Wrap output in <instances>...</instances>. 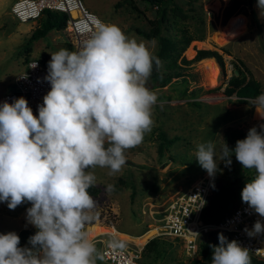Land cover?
Here are the masks:
<instances>
[{"label":"clouds","instance_id":"9594fccd","mask_svg":"<svg viewBox=\"0 0 264 264\" xmlns=\"http://www.w3.org/2000/svg\"><path fill=\"white\" fill-rule=\"evenodd\" d=\"M257 4L264 10V0ZM50 55L43 78L50 90L38 115L23 96L0 103V202L11 210L30 203L26 219L37 230L28 239L31 247H21L15 232L0 234V264L103 261L86 230L95 218L96 201L88 191L96 183L94 170L120 172L126 150L141 144L154 123L157 96L146 83L161 61L144 42L98 21L77 50ZM251 103L264 109V92ZM233 154L243 169L255 171L242 188V202L264 217V131L250 128L234 148L196 143L195 158L209 177H215L220 161L230 166ZM114 190L113 184L105 187ZM245 231L250 237L264 234V223L257 220ZM218 239L210 245L211 264H251L248 248L223 234ZM109 246L124 244L113 238Z\"/></svg>","mask_w":264,"mask_h":264},{"label":"rangeland","instance_id":"374dc122","mask_svg":"<svg viewBox=\"0 0 264 264\" xmlns=\"http://www.w3.org/2000/svg\"><path fill=\"white\" fill-rule=\"evenodd\" d=\"M12 1L0 0V92L13 85V77L31 57L29 52L32 47L39 41L51 46L48 33L34 41L28 39L31 29L40 20L36 18L34 24L31 20L21 22L15 19L9 12ZM82 1L103 22L119 26L126 35L144 42L154 53L156 40L135 31V27L148 29L146 17H151L153 13L144 2ZM173 2L180 7L181 12L168 7V25L161 30V34L171 39L174 33H182L189 39L183 49L177 43L168 46L165 53L156 55L161 65L159 69L154 67L153 71H164L168 62L173 66L174 61H179L184 67L185 75L174 77L162 86H153V81L149 78L146 86L157 96L152 109L154 123L151 131L144 135L141 144L126 150V163L120 172L109 175V169L97 167L94 170L96 183L88 189L96 201V207L93 210L95 218L86 227L92 225L115 229L118 239H122L119 234H124L134 241L154 228L159 222L149 218L146 211L149 204L146 202L156 203L151 208L159 209L173 194L184 190L206 172L195 158L196 143L213 141L217 150L224 143L229 148H234L236 141L244 139L250 128L256 127L257 131H264L261 128L264 125V109L256 108L251 103L264 92V10L258 7L257 0H245L235 10H231L232 0ZM55 30L60 41L68 42L61 29ZM36 46L42 47L39 44ZM198 48H209L219 53L222 66L213 57H204L188 65L183 63L180 58L192 57ZM40 60L45 61L42 58ZM207 61H214L215 68L206 66L204 63ZM227 62L235 63L245 71L244 96L235 92L225 93L229 76ZM231 72L230 69L229 74ZM192 101L196 104L191 103ZM228 128L240 129L243 134L227 141L224 132ZM173 135L176 136L175 140H166ZM231 160V165L227 167L223 161L219 162V170L212 178V184L237 185L234 199L239 202L242 199V188L254 177L255 171L243 169L234 154ZM108 184H113L115 190L106 192ZM228 205L229 203L226 204ZM24 207L21 204L11 210L7 203L0 202V234L10 231L17 233L25 224L29 225L30 228L27 229L31 232L36 231L27 222ZM223 235L231 241L229 236ZM155 240L149 248L142 245L138 264H191L179 241L165 234L155 236ZM20 246L31 247L28 240L22 238ZM201 257L199 255L197 259ZM97 264L103 262L98 261Z\"/></svg>","mask_w":264,"mask_h":264},{"label":"built area","instance_id":"2783aa9c","mask_svg":"<svg viewBox=\"0 0 264 264\" xmlns=\"http://www.w3.org/2000/svg\"><path fill=\"white\" fill-rule=\"evenodd\" d=\"M44 10L65 14L63 31L71 47L77 50L95 30L97 22L102 21L95 11L88 8L82 0H13L9 12L18 21L35 20ZM47 64L36 57H29L21 70L13 77V89L0 92V103L23 96L27 99L34 115H38V105L43 103V96L50 90V84L43 78L47 75ZM227 73L232 70V63L227 62ZM26 77V78H25ZM39 78V79H38ZM228 78V77H227ZM212 178L205 172L201 177L173 194L163 207L151 208L156 203L146 202L149 218L159 222L154 225L157 235H168L182 245V251L187 258H199V241L209 231H216L236 240L242 247L249 249V255L263 261L264 264V234L250 237L245 229H251L255 221L264 223V217L252 212L242 199L217 221L206 222L201 218V210L206 203L212 185ZM26 210L30 203H25ZM145 209V207H144ZM143 209V210H144ZM160 214L159 216H155ZM102 235H107L104 238ZM118 237L112 231L99 232L92 235L97 248L102 252L103 264H138L142 244L126 239L122 241V249H113L110 241ZM147 238V239H148ZM146 239V240H147Z\"/></svg>","mask_w":264,"mask_h":264},{"label":"trees","instance_id":"16d2710c","mask_svg":"<svg viewBox=\"0 0 264 264\" xmlns=\"http://www.w3.org/2000/svg\"><path fill=\"white\" fill-rule=\"evenodd\" d=\"M146 4L148 8H151L153 13L151 17H146V20L148 22V29H142L135 27V31L139 34L145 36L146 38H154L156 40L157 46L154 51V55H158L159 53L164 52L165 49L173 44L180 43V48L183 49L188 42L189 37H184L182 33L179 35L177 33H174L170 38H167L161 34V30L164 29L165 26L168 25L167 21V9L168 7H172L173 10H176L178 12H181L180 7L173 2V0H140ZM245 0H232V9L235 10L237 6L244 2ZM40 20V23L38 25H35L28 36L29 40L36 39L38 37H41L45 35V33L52 29V28H62L65 14L50 10H45L41 13V15L38 17ZM183 39V40H182ZM169 56H172L171 53H169ZM204 57H213L220 66H222V57L219 53L216 51L209 49V48H198L195 50V53L192 57L186 59L183 56L180 58L183 63L188 65L189 63L193 61L200 60ZM172 62L174 60H171ZM47 62V61H43ZM214 62V61H213ZM175 65H169L166 64V69L164 71H152V74L150 76V79L153 81V86L159 85H165L166 82H168L170 79L177 77V76H184L185 73H183V66L178 61L173 62ZM168 66V67H167ZM172 73V74H171ZM245 78L246 73L245 71L240 68L235 63H232V72L228 76L225 84L224 91L227 94H230L232 92H235V94L238 95H245L243 93L245 90ZM249 78L246 82H248ZM152 86V87H153ZM13 89V85L11 87H8V90ZM191 103L196 104V102L192 101ZM161 136H163L162 133H160ZM242 131L240 129H234V128H228L227 131L224 132V138L227 141L232 140L235 137H240L242 135ZM176 139V136L173 135L166 139L167 141H173ZM91 189V188H89ZM237 192V185L235 186H223L220 184H215V187L211 186L210 193L207 196L206 203L204 204L202 210H201V218L206 221H217L220 218H222L225 214L229 213V211L236 206L238 202L234 198ZM229 203L228 206L226 204ZM37 231V230H36ZM36 231L31 232L29 229L23 227L20 228L17 232L20 238L23 240L29 239L30 236L34 235ZM219 233L216 231H209L206 235H204L205 239H201L199 241V248L198 252L202 256L200 259L197 258H189L191 260V264H211V255H212V248L210 245H218L219 244ZM155 236L149 238L144 243V248H149L151 245L155 243ZM156 252L158 250L156 249ZM250 261L251 264H263V261L253 258L251 255Z\"/></svg>","mask_w":264,"mask_h":264},{"label":"crops","instance_id":"0c3cea01","mask_svg":"<svg viewBox=\"0 0 264 264\" xmlns=\"http://www.w3.org/2000/svg\"><path fill=\"white\" fill-rule=\"evenodd\" d=\"M31 22L35 24V20H31ZM55 29H59V30L61 29L63 34H64V31L62 28H52V29L48 30L46 33L50 34L51 46H49L47 42L39 41L38 44H39V46L42 45V47L40 48V47L36 46L38 44H36L35 47H32L30 52H29L31 57H36L38 59L42 58L48 62L51 59V55H50L51 52L58 51L61 48H67L68 50H71V47L67 41L62 42L59 40V34H57L55 32L56 31ZM36 39H33L32 41H34ZM65 40H66V38H65ZM54 46H55V48H54ZM23 204L25 206V203H23ZM24 208L26 210V206ZM25 227L30 228L29 225H27V224H25Z\"/></svg>","mask_w":264,"mask_h":264},{"label":"bare ground","instance_id":"6f19581e","mask_svg":"<svg viewBox=\"0 0 264 264\" xmlns=\"http://www.w3.org/2000/svg\"><path fill=\"white\" fill-rule=\"evenodd\" d=\"M204 64H206V66H208V67H210V68H215V63H213L212 61H210V62H206V63H204ZM209 71V70H208ZM211 73V72H210ZM213 74V73H212ZM209 80L211 81L212 80V75L210 74V76H209ZM86 230H87V232H88V234H89V238L92 236V235H95L96 233H99V232H105V231H112L114 234L115 233H117V232H115L114 230H112L111 228H107V227H102V226H88V227H86ZM157 229H156V227H152V229L150 230V231H148L146 234H144L143 236H141L140 238H137V239H135L134 241L138 244H142V243H144L145 241H146V239L148 238V237H150V236H152V235H154V233H155V231H156ZM119 237L120 238H122V239H126V240H130V241H133V240H131L130 239V237L129 236H127V235H124V234H119ZM133 241V242H134Z\"/></svg>","mask_w":264,"mask_h":264},{"label":"water","instance_id":"95a60500","mask_svg":"<svg viewBox=\"0 0 264 264\" xmlns=\"http://www.w3.org/2000/svg\"><path fill=\"white\" fill-rule=\"evenodd\" d=\"M263 51H264V44H263Z\"/></svg>","mask_w":264,"mask_h":264}]
</instances>
